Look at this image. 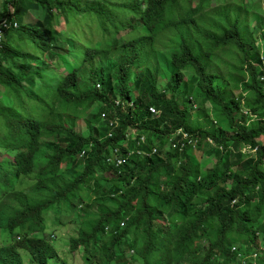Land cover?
I'll list each match as a JSON object with an SVG mask.
<instances>
[{
  "label": "trees",
  "instance_id": "obj_1",
  "mask_svg": "<svg viewBox=\"0 0 264 264\" xmlns=\"http://www.w3.org/2000/svg\"><path fill=\"white\" fill-rule=\"evenodd\" d=\"M22 1H0V23L29 3L44 18L18 23L14 39L6 29L0 48L12 102H0V264H71L39 237L53 207L79 221L70 251L84 264H264V20L260 37L244 25L249 1ZM233 47L238 66L220 81L219 54ZM95 109L85 135L77 121ZM179 129L212 169L190 145L167 150ZM132 130L150 157L115 169L106 159L137 148Z\"/></svg>",
  "mask_w": 264,
  "mask_h": 264
},
{
  "label": "rangeland",
  "instance_id": "obj_2",
  "mask_svg": "<svg viewBox=\"0 0 264 264\" xmlns=\"http://www.w3.org/2000/svg\"><path fill=\"white\" fill-rule=\"evenodd\" d=\"M238 1L239 0H219L218 7L219 6L221 7L226 2H228V5H232L234 3L236 5V3H239ZM247 1H249V3L246 4V7L244 9L245 13L242 15V18L244 16H247V21H249V23L245 21L244 25L247 27H250V29L253 32H255L254 35H256L257 37H260V34H259L260 30L257 24H259V21L264 20L263 18L264 17V0H247ZM28 3H29V0L22 1L21 5H23L24 7H27L25 5H27ZM197 3H198V0H193L192 2L194 6L197 5ZM29 5L32 6L31 10L29 11L28 15H24L26 16L24 19H22L24 17L22 15L23 14L22 7L17 9L16 10L17 12H15V15H14L15 21L18 22L20 26L23 24L24 25L35 24L39 19L44 18V12L42 11L37 12L36 6L34 3H29ZM215 5H216V1L212 0L211 7H215ZM211 10H209V12ZM0 13H2V6H0ZM69 17H72V16L69 15ZM63 19H62V25L57 27V31H59L62 35L64 34L65 36L67 34L68 29L67 28L66 30L64 29L66 25H65V20ZM78 20H79L78 22H80L81 24L79 34L81 33L82 34L81 36L86 38V32L92 31V28L90 27V25L86 26L87 20L84 17H79ZM92 26L95 30H99L100 28V25L98 23L92 24ZM14 36H18V32L16 29H11V31L7 32V38L12 39ZM26 48L31 53L40 54L38 45H35L34 43H27ZM219 59L221 60V64H220L221 69L219 70V74L223 77L219 80L220 81L222 79L229 80V75L232 72L234 73V71L232 70V67L238 66V62L240 59V53H238L236 49L233 47L232 49H229V50H226L225 52L220 53ZM222 63H224L225 65H223ZM217 64H219V61L217 62ZM60 65H61L60 62H57L56 65L53 67L57 68L56 71H58V69L61 67ZM64 71H66L64 68L60 70V72H64ZM52 72H55V71H52ZM52 72L49 71V73H46L45 78L51 80L53 78ZM167 81L168 80H165L164 82L167 83ZM0 89H1L0 91H3L2 88ZM0 102L4 103L5 105L12 104V102L3 95H0ZM208 107H211V106L208 105ZM97 111H99V109H95V111L92 114H90L87 118L79 119L77 121L78 130L80 132L85 133V135H89L90 133L89 124H90V121H93V116L94 114H97ZM98 123L99 121H95L94 123H91V125L95 127V125H98ZM195 155L199 158L202 166L207 162V156L204 155L203 148L196 149ZM208 161H210V164H208L207 166L205 165L203 166L204 171L205 169H212L213 166L216 164V158L214 156L211 157ZM72 176L73 175L69 173L67 175V178H72ZM61 214L62 213H61L60 207H53L51 210L44 213L45 232L40 233L39 237L40 238L45 237L48 240H50L51 245L55 247V250L57 251L59 257L62 258V260L69 261L71 264H84L83 259H82L83 251L78 252L77 255L75 256L70 251L71 238L74 236H78L79 221L78 220L73 221L75 222L73 223L66 216L61 217ZM59 222H62L63 224ZM2 234L3 232L0 233V236H2ZM52 235L55 237L53 238L50 237ZM6 238L7 236L3 234L2 241L4 242V244H5V241L8 242ZM25 259H26V264H29L27 255H25Z\"/></svg>",
  "mask_w": 264,
  "mask_h": 264
},
{
  "label": "built area",
  "instance_id": "obj_3",
  "mask_svg": "<svg viewBox=\"0 0 264 264\" xmlns=\"http://www.w3.org/2000/svg\"><path fill=\"white\" fill-rule=\"evenodd\" d=\"M3 4L6 0H0ZM10 15L14 16V10L12 7H10ZM17 28L18 22H10L8 17H5L3 21L0 23V48H2V41L4 40L5 30L11 29V28ZM260 45L262 46V56H261V64L259 69H261L262 74H260L259 80L261 83H264V43L260 42ZM98 88H102V85L99 84ZM120 102L118 101L117 104ZM152 112L154 115H158L159 112L157 109H152ZM104 118H106V115H104ZM114 123H111V126H113ZM117 125V121H115V126ZM112 136V135H110ZM131 138L132 140H136L137 148L135 150L129 151L128 155L126 157H122L120 155L119 149H115L112 151L110 156L107 157L106 162L113 166L115 169H121L124 168L128 163L130 162V159L133 157H139V158H149L150 155L146 153V151L142 150L141 147L146 144V137L145 135L138 136L137 132L135 130H132L131 133L128 135V139ZM207 142L211 145L214 144V142L211 139H208ZM188 145L192 147L193 149H197L198 147V140L193 141L191 139L190 134L185 132L182 129H179L177 131V134L170 138L168 149H174V150H184ZM246 150V148H244ZM258 148L253 150V154L257 153ZM159 153L158 148H154V155ZM256 258V256H255Z\"/></svg>",
  "mask_w": 264,
  "mask_h": 264
},
{
  "label": "clouds",
  "instance_id": "obj_4",
  "mask_svg": "<svg viewBox=\"0 0 264 264\" xmlns=\"http://www.w3.org/2000/svg\"><path fill=\"white\" fill-rule=\"evenodd\" d=\"M51 237L53 238V237H55V236L52 235Z\"/></svg>",
  "mask_w": 264,
  "mask_h": 264
}]
</instances>
